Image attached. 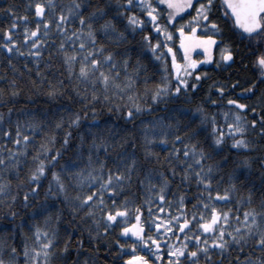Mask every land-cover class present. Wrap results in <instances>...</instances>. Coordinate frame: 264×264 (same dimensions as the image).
Here are the masks:
<instances>
[{
  "label": "snow or ice",
  "instance_id": "6c2138e0",
  "mask_svg": "<svg viewBox=\"0 0 264 264\" xmlns=\"http://www.w3.org/2000/svg\"><path fill=\"white\" fill-rule=\"evenodd\" d=\"M193 5L194 14L176 24L179 14L185 13V9L192 10ZM213 5L214 0H115L114 3L108 0L99 6L92 0H27L25 11L35 20L31 27L26 16L15 14L14 5L0 10L9 14L12 21L0 34V54L9 57V66L13 55L30 59L31 65L25 63L23 70L28 74L35 66L33 87L39 90L45 85L49 99L57 100L63 94L77 104L82 99V107L91 108L93 120L98 112L93 107L96 103L102 107L107 105L105 111L116 114L111 120L95 125L99 135L93 132L87 145L83 143L84 137L80 138L74 145L75 160H65L57 166L72 140L70 130L82 122L80 107L68 110L67 129L59 140V147L56 130L64 127L63 116L49 134L42 127L44 121H37L27 110L15 121L11 107L7 109V117L0 113V141H3L0 143V205L6 209L5 218L19 214L17 204L26 207L32 197L39 198L47 180L43 187L45 199L38 209L27 213L32 242L29 244L25 238L19 251L16 246H0V264H20L21 260L24 264H53V261L56 264H101L102 247L111 252L112 264H118L125 248L136 252L139 246H146L145 251L155 257L152 264H264V186L259 189L257 199L256 189L247 175L242 178L237 168L229 171L225 181L222 167L227 159L219 156L225 140H230L233 150H255V144L245 134L258 129V135L264 136V115L257 108L241 103L240 99L230 97L226 103L235 106V110L224 113L226 118L229 115L232 118L231 122L226 121L227 131L224 124L217 125L213 115L210 139L206 138V143L192 139L198 135L199 126L209 122L202 108H193L191 115L184 113L182 127L171 121L164 125L160 116H154L151 122L139 119L143 113L154 112L157 106L163 108L165 101L175 100L189 91V84L191 89L198 88L200 73H196L195 81L189 79L191 69L199 63L191 58V50L202 48L207 62L212 59L211 49L217 36H223L212 18ZM220 11L247 37L264 33V0H221ZM173 25L175 33L179 34L177 43L183 52L182 62H178L177 54L169 46L173 39L169 29ZM201 28L211 34L196 35ZM137 33H142L139 39L142 47L136 49L135 54L139 57L149 52L152 59L160 61L162 75L151 85L148 77L141 80V66L139 61H131V49H119L120 44ZM49 43L54 45L48 53L49 59H58L53 69L56 78L47 75V69L53 67L47 61L44 68H40ZM233 55L231 44L225 40L217 63H230ZM166 57L171 58L170 69ZM254 64L260 69V82H264V48L255 55ZM257 82L254 80L242 92L252 93ZM216 91L223 94L225 89L221 86ZM19 93L13 79L8 82L7 91L0 88V99L7 102L6 98L10 97L14 101ZM211 103L215 105L216 101ZM249 110L259 119L249 120L243 115ZM117 120L132 132H126L123 141L117 137L110 142L116 135L111 131L113 127L123 130ZM193 121L196 125L190 129ZM104 128L109 130L108 135ZM132 133L140 136L139 149ZM117 141L125 148L110 157L111 143ZM85 148L86 156L83 155ZM158 148L160 151L167 148V151L161 156L155 151ZM256 159L264 176V152ZM80 160L86 161L83 167H77ZM25 163L28 168L21 177ZM242 164L246 172L251 158L243 157ZM173 182L181 190L174 189L169 196ZM137 191L139 203H136ZM165 200L167 207H164ZM233 200L235 215L231 207H221ZM254 201L260 210L245 207L241 215L239 209L253 205ZM51 207H56L57 220L61 219L62 209H66L65 214L69 216L68 227L64 229L67 235L62 242L55 226L51 231L46 226L51 221L50 215H44L40 225L30 219L47 213ZM130 219L132 222L128 223ZM118 226L121 238L128 240L130 234L134 240L124 244L114 238L116 250L113 252L102 241ZM12 227L15 229L16 225ZM24 227L21 224L22 236ZM73 235L77 236L75 242L71 239ZM164 245L166 261L161 258ZM150 259L137 253L126 256L123 264H149Z\"/></svg>",
  "mask_w": 264,
  "mask_h": 264
},
{
  "label": "trees",
  "instance_id": "16d2710c",
  "mask_svg": "<svg viewBox=\"0 0 264 264\" xmlns=\"http://www.w3.org/2000/svg\"><path fill=\"white\" fill-rule=\"evenodd\" d=\"M95 6H99L100 4L107 3L108 0H92ZM115 0H113V3ZM198 2V0H197ZM27 3V0H0V10L4 9L7 5H14L15 7V14L16 15H24L26 16L27 22L29 27L34 26L35 20L33 19L30 12H26L24 5ZM221 8V1L214 0V5L212 9V18L215 19L220 27L221 31L223 32V36H217L216 42L212 49V59L209 63L205 65H201L197 68L191 69L190 74V82L195 81L196 73H200V80L199 86L196 89H191L189 84V91L182 93L181 95L177 96L175 100H167L165 101L164 107L161 108L159 106L156 107L155 111H149L143 113L139 119L144 122H151L154 116H160L163 119V124L167 125L169 121L172 124L183 126L184 124V113L193 114L191 110L193 108H202L204 113L208 117V124L200 125L198 129V135L193 136L192 139L196 140L197 142L204 140L205 143L207 139H210V130H211V120L213 115L215 117V121L218 126L224 124V130L227 131L226 128V121L231 122V116L229 115L227 118L224 116L225 112H229L231 110H235V106H229L226 101L231 98H238L240 99L241 103H245L251 107H255L259 110L261 115H264V83L260 82V80L255 77L253 73L254 69V60L255 55L259 53L261 48H264V33H259L257 36L254 37H242V34L237 32L233 26L232 21L229 17L225 16V14L220 11ZM90 10V9H89ZM115 11V8L112 9ZM186 13V14H185ZM185 13L179 15L180 19L175 21L176 24H180L183 20L189 19L190 16L194 14V5L192 10L187 9ZM11 17L5 11H0V34H2L3 27L10 24ZM163 23V20H161ZM18 29L22 31V25L18 23ZM173 33V39L169 42V46L173 48V51L177 54L178 62L183 61V53L179 50V44L177 41L179 40V34L175 33V25L171 26L169 29ZM190 30V29H188ZM211 33L201 29H198L196 35H210ZM142 33H137L134 37H130L124 43L119 45V49L130 48L131 52L129 53L130 59L133 63L139 61L140 63V73L139 76L141 80L144 77H148V84H154L158 81L159 77L162 75L160 69V61L154 60L151 58V53L146 52L141 56H137L135 54L136 49L142 47L139 44V39ZM156 37H153L155 39ZM227 40L228 43L231 44L233 50V60L228 62L221 61L219 64L217 63V58L219 56L220 48L222 47L224 41ZM51 43H49L48 48L45 50L43 59L40 63V68H44V62L47 61L53 67L47 69V75L53 78L55 77V73L53 71L54 67L58 63V59L53 57L49 59L48 53L51 51V47H53ZM166 52V50H165ZM195 59H199L194 57ZM8 59L6 55L0 54V88L8 89V82L10 80H16V87L20 89L19 95L13 101L12 98H6L7 102H4L3 99H0V113H4L7 117V109L11 107L13 109L12 119L15 121L18 117L21 116V113L24 110H27L28 115L34 116L37 121H44L42 127H44L45 131H49L51 134V130L53 125L60 119L61 116L64 117V127L59 130H56L57 136V147H59V140L63 139V132L67 129V115L68 110L71 109L73 111L76 110L77 107H80V116L82 118V122L72 128V140L69 143L68 150L64 153V155L57 161V166L60 163L64 162L65 160H75L76 157L75 147L74 145L80 140L81 137H84L83 143L87 145L88 141L92 139V133L97 132L95 125L101 121H108L111 120L112 117H115V113H107L105 109L107 105L103 107L96 103L93 107L98 109L96 114V119L93 120V113L91 108L84 109L82 107L84 101L79 98V104L75 103L73 100L69 99L67 94H63L57 100H52L46 97L45 85H41L40 89L37 90L33 87V80L32 78L35 77V66L32 67L31 73L25 74L26 70H23V65L28 63L31 65V60L26 58H19L13 55L12 65H8ZM169 69L171 67V58L166 57ZM198 61V60H197ZM132 65L130 64L129 67ZM13 68L16 71H13ZM258 81L255 85V90L252 93L242 92L243 89L248 88V86L253 81ZM235 82V83H233ZM46 84V82H45ZM174 86V85H173ZM223 86L225 91L223 94L218 93L216 89L218 87ZM139 87H143L140 85ZM74 96V94H73ZM31 97V99H29ZM212 100H215L216 103L213 105L211 103ZM143 102V101H141ZM121 103H123L121 101ZM61 108H64V111H61ZM87 113V115H85ZM243 115L246 116L249 120L251 119H259L258 115H253L252 112L249 110L247 112H243ZM199 119V117H197ZM117 124H120L123 127V122L117 120ZM196 125V122L193 121L189 128L191 129L193 126ZM163 130V129H162ZM115 136L110 138L111 141H116V138L119 137V141H123L125 139V133H131L132 130L130 127H123V130L113 127L111 129ZM105 135L109 134V130L104 128ZM97 132V136H98ZM135 135L137 141V148L139 149V141L140 136L137 133H132ZM219 135V132L217 133ZM250 142L255 144V150H233L230 147V140L224 141L223 149L220 151L219 156H224L227 159V163L223 165L222 171L227 181V175L229 171L233 168H237L240 172L242 178L244 175H247L248 181L251 182L252 186L256 189L257 199L259 198V189L261 186H264V176L261 175V170L257 167V157L264 152V136L258 135V129L256 132L249 131L245 134ZM130 140L131 137H128ZM39 137H37V142ZM119 141L115 143H111V151L109 156H114L117 152H119L122 148H125L123 143ZM3 141H0L2 143ZM10 144V141H8ZM171 146V141L169 140V147ZM127 147L130 148L131 144H127ZM95 151V149H93ZM101 154H103V148H101ZM155 151L160 152V155L163 156L164 152L167 151L165 148L163 151L160 149H156ZM84 156L87 155L86 148L83 153ZM138 155L142 157V153L138 151ZM248 156L251 158V166L245 172L242 160L243 157ZM213 159H219V157H213ZM211 161H206V163H210ZM86 161L80 160L77 161V167H83ZM155 166V165H152ZM28 168V164L25 163L21 167L20 176L23 177L25 172ZM15 182V181H14ZM47 180L45 179L44 185L41 187V191L39 194V198L32 197L30 202L26 207H21L20 204H17L16 207L20 209V212L14 218H5L6 209L3 205H0V246L9 245V246H16L19 250H22L25 244V238H27V242L30 244L32 242V236L30 235V228L29 225V217H27V213L30 212L33 208L39 207L41 202L45 199L43 193V187L46 186ZM223 187V185H221ZM247 187V185H246ZM176 189L177 191L181 190L178 186L173 182L172 187L168 190L169 196L173 194V190ZM195 191V189H193ZM239 193H237V197ZM140 202V193L137 191L136 193V203ZM187 203L191 204V199L187 201ZM168 206V201L165 200L164 207ZM221 207L227 209L229 207L232 208L233 215L236 213L235 208V200H233L230 204L221 205ZM245 207H256V210L259 211L260 209L256 206V201L253 202V205H244L239 209L241 215L243 214ZM10 210V209H9ZM66 209L61 210V219L57 220V212L56 207H51L48 209L47 213H44L40 216H32L30 217L31 221L36 224L40 225L43 223L44 215H50L51 221L47 227L49 230H52V226H55L57 229L58 239L62 242L63 239L66 237L67 233L64 231L66 227H68L67 221L69 220V216L66 213ZM144 219L147 220L148 216L145 215ZM132 220L130 219L128 223H131ZM15 224V229L12 225ZM21 224L25 227L23 228V236L21 235ZM86 226V224H85ZM79 233V229L76 230ZM86 238V237H85ZM114 238H119L121 243L124 244H131L134 240L129 234V239L124 240L121 238L119 233V226L116 228L111 229L109 235L102 241L105 247H111V250L114 252L116 250ZM72 241L75 242L77 239L76 235L71 237ZM146 246H139L134 252L131 248H125L120 257L118 264H123L124 259L126 256L136 255L137 253L141 256H145L146 259L151 257L149 260V264H152V261L155 260V257L152 256L151 252L145 251ZM161 258L162 260H167V251L166 245L162 246L161 248ZM112 255L111 252H106L104 247L100 249V260L101 264H112ZM20 264H24V261L21 260ZM53 264H56L53 261Z\"/></svg>",
  "mask_w": 264,
  "mask_h": 264
},
{
  "label": "rangeland",
  "instance_id": "374dc122",
  "mask_svg": "<svg viewBox=\"0 0 264 264\" xmlns=\"http://www.w3.org/2000/svg\"><path fill=\"white\" fill-rule=\"evenodd\" d=\"M187 9H185V11H186ZM181 14H183V13H181ZM181 14H179V15H181ZM214 44L215 43H213V45H212V49H213V46H214ZM212 49H211V55H212ZM183 53V52H182ZM190 56H191V58L193 59V60H198L199 61V63H197V65H196V67L195 68H197V67H199V66H201V65H205V64H207V63H209L211 60H208L207 62H205L204 61V59H203V57H204V52H203V49L202 48H193L192 50H191V53H190ZM194 57H196V58H199V59H195Z\"/></svg>",
  "mask_w": 264,
  "mask_h": 264
},
{
  "label": "flooded vegetation",
  "instance_id": "af4514ba",
  "mask_svg": "<svg viewBox=\"0 0 264 264\" xmlns=\"http://www.w3.org/2000/svg\"><path fill=\"white\" fill-rule=\"evenodd\" d=\"M244 36H246V35H244ZM253 73H254L255 77H257V79L260 80V75H259L260 69L256 65L254 66Z\"/></svg>",
  "mask_w": 264,
  "mask_h": 264
},
{
  "label": "water",
  "instance_id": "95a60500",
  "mask_svg": "<svg viewBox=\"0 0 264 264\" xmlns=\"http://www.w3.org/2000/svg\"><path fill=\"white\" fill-rule=\"evenodd\" d=\"M221 1V0H220ZM233 23V22H232ZM233 26H234V24H233ZM236 30V29H235ZM237 31V30H236ZM237 32H239L240 34H242V32H240V31H237ZM242 35H244V34H242Z\"/></svg>",
  "mask_w": 264,
  "mask_h": 264
}]
</instances>
